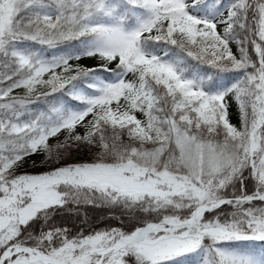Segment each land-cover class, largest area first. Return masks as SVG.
Instances as JSON below:
<instances>
[{
    "label": "snow or ice",
    "instance_id": "snow-or-ice-1",
    "mask_svg": "<svg viewBox=\"0 0 264 264\" xmlns=\"http://www.w3.org/2000/svg\"><path fill=\"white\" fill-rule=\"evenodd\" d=\"M0 264H264V0H0Z\"/></svg>",
    "mask_w": 264,
    "mask_h": 264
},
{
    "label": "trees",
    "instance_id": "trees-1",
    "mask_svg": "<svg viewBox=\"0 0 264 264\" xmlns=\"http://www.w3.org/2000/svg\"><path fill=\"white\" fill-rule=\"evenodd\" d=\"M233 123H238V120H237L236 115H235V107H233ZM33 159L39 161L41 159V157H34ZM26 170H28V171H42L43 169L42 168H36V169L27 168ZM89 214L90 215H98L101 218H103V214L102 213L95 212L94 210H90Z\"/></svg>",
    "mask_w": 264,
    "mask_h": 264
},
{
    "label": "rangeland",
    "instance_id": "rangeland-1",
    "mask_svg": "<svg viewBox=\"0 0 264 264\" xmlns=\"http://www.w3.org/2000/svg\"><path fill=\"white\" fill-rule=\"evenodd\" d=\"M81 63L87 64V65H91V64L95 63V61L84 60V61H81Z\"/></svg>",
    "mask_w": 264,
    "mask_h": 264
}]
</instances>
